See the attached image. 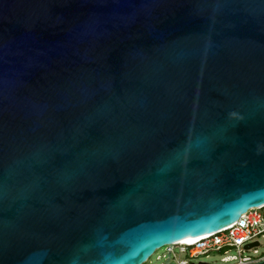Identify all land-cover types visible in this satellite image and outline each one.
Instances as JSON below:
<instances>
[{"label":"water","instance_id":"1","mask_svg":"<svg viewBox=\"0 0 264 264\" xmlns=\"http://www.w3.org/2000/svg\"><path fill=\"white\" fill-rule=\"evenodd\" d=\"M263 205L264 0H0V264H145Z\"/></svg>","mask_w":264,"mask_h":264},{"label":"built area","instance_id":"2","mask_svg":"<svg viewBox=\"0 0 264 264\" xmlns=\"http://www.w3.org/2000/svg\"><path fill=\"white\" fill-rule=\"evenodd\" d=\"M261 239H264V205L248 210L227 228L200 237L191 244L165 246L164 250L176 264H193L196 258H208L212 253L220 255L222 264H253L264 260V250H259ZM254 243L258 246L245 249Z\"/></svg>","mask_w":264,"mask_h":264},{"label":"rangeland","instance_id":"3","mask_svg":"<svg viewBox=\"0 0 264 264\" xmlns=\"http://www.w3.org/2000/svg\"><path fill=\"white\" fill-rule=\"evenodd\" d=\"M261 246L259 247V250L263 251L264 250V239L260 240ZM164 255V257H163ZM160 257L157 259V257ZM207 263V264H222L220 263V255L212 253L209 255L208 258L205 257H199L196 258L192 263L193 264H198V263ZM145 264H176L175 261L173 260V257L171 255H168L165 253L164 247L157 250L156 253H154L150 259L149 262Z\"/></svg>","mask_w":264,"mask_h":264},{"label":"bare ground","instance_id":"4","mask_svg":"<svg viewBox=\"0 0 264 264\" xmlns=\"http://www.w3.org/2000/svg\"><path fill=\"white\" fill-rule=\"evenodd\" d=\"M199 238L200 237L188 239V240L182 242L181 244H191V243L195 242L196 240H198Z\"/></svg>","mask_w":264,"mask_h":264}]
</instances>
